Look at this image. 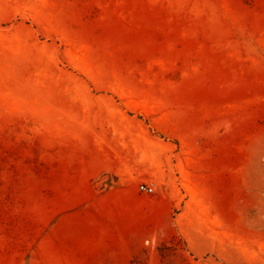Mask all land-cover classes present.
<instances>
[{"label":"rangeland","instance_id":"374dc122","mask_svg":"<svg viewBox=\"0 0 264 264\" xmlns=\"http://www.w3.org/2000/svg\"><path fill=\"white\" fill-rule=\"evenodd\" d=\"M93 104L130 183L77 170ZM0 264H264V0H0Z\"/></svg>","mask_w":264,"mask_h":264},{"label":"crops","instance_id":"0c3cea01","mask_svg":"<svg viewBox=\"0 0 264 264\" xmlns=\"http://www.w3.org/2000/svg\"><path fill=\"white\" fill-rule=\"evenodd\" d=\"M108 94H101L106 96ZM101 98V97H100ZM93 104L88 108L89 114L78 118L79 127L92 126V136L89 149L77 162V170L87 177L111 175L124 183H130L147 167L143 164L145 154L151 148L146 138L137 133L141 128L139 123L133 124L134 116L126 109H110L106 104ZM126 115L130 116L127 120Z\"/></svg>","mask_w":264,"mask_h":264},{"label":"built area","instance_id":"2783aa9c","mask_svg":"<svg viewBox=\"0 0 264 264\" xmlns=\"http://www.w3.org/2000/svg\"><path fill=\"white\" fill-rule=\"evenodd\" d=\"M139 187L141 192L146 193L148 195H151L156 191L155 186L149 183H141Z\"/></svg>","mask_w":264,"mask_h":264}]
</instances>
